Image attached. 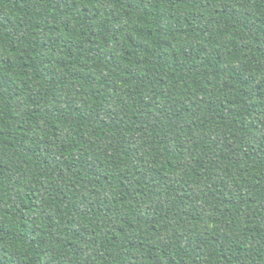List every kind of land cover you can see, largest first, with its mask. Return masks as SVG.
Instances as JSON below:
<instances>
[{
  "label": "trees",
  "instance_id": "1",
  "mask_svg": "<svg viewBox=\"0 0 264 264\" xmlns=\"http://www.w3.org/2000/svg\"><path fill=\"white\" fill-rule=\"evenodd\" d=\"M0 264H264V0H0Z\"/></svg>",
  "mask_w": 264,
  "mask_h": 264
}]
</instances>
